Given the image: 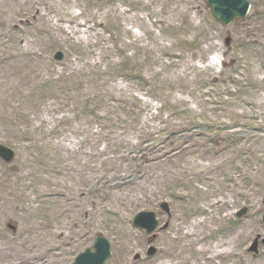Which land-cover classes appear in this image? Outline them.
<instances>
[{
    "label": "rangeland",
    "instance_id": "1",
    "mask_svg": "<svg viewBox=\"0 0 264 264\" xmlns=\"http://www.w3.org/2000/svg\"><path fill=\"white\" fill-rule=\"evenodd\" d=\"M52 1L0 0V264H264V0Z\"/></svg>",
    "mask_w": 264,
    "mask_h": 264
},
{
    "label": "water",
    "instance_id": "2",
    "mask_svg": "<svg viewBox=\"0 0 264 264\" xmlns=\"http://www.w3.org/2000/svg\"><path fill=\"white\" fill-rule=\"evenodd\" d=\"M211 7L213 16L222 24L226 25L236 18H242L246 15L249 8L248 0H206ZM56 59H61L63 53L57 51L54 54ZM14 152L11 148L0 144V157L5 161H10L13 158ZM264 204V197H263ZM160 207L169 212V207L166 202H162ZM264 222V215L262 217ZM133 223L138 225L150 233L155 230L158 225L155 212L152 210H143L138 212L134 218ZM94 250L85 249L83 252L77 254L71 264H104L105 260L110 254V244L104 236H97L94 241ZM256 248L255 242L250 247L254 251ZM155 251L153 246H149L147 253L152 254Z\"/></svg>",
    "mask_w": 264,
    "mask_h": 264
},
{
    "label": "bare ground",
    "instance_id": "3",
    "mask_svg": "<svg viewBox=\"0 0 264 264\" xmlns=\"http://www.w3.org/2000/svg\"><path fill=\"white\" fill-rule=\"evenodd\" d=\"M4 1H7V0H1V2H4ZM57 0H53L52 3L55 4ZM56 5V4H55ZM59 5L56 6V8H58ZM204 219H199L198 221H191L190 224L186 227V230L183 232L186 236L188 237H193L195 236L197 233L194 231V228L196 227L197 224H199V222H202ZM199 235V234H198ZM200 239H194L192 238L190 240V242L188 243V246H190L191 242L192 241H199ZM187 244L184 243V244H180V250H184L186 248ZM198 249V248H197ZM223 252H226V251H223L222 250H216L214 249L213 250V253L211 256H213L214 254H217V253H223ZM173 264H177V263H173Z\"/></svg>",
    "mask_w": 264,
    "mask_h": 264
}]
</instances>
